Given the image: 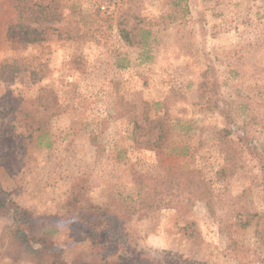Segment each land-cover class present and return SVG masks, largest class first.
Wrapping results in <instances>:
<instances>
[{"label":"rangeland","instance_id":"obj_1","mask_svg":"<svg viewBox=\"0 0 264 264\" xmlns=\"http://www.w3.org/2000/svg\"><path fill=\"white\" fill-rule=\"evenodd\" d=\"M24 2L0 0V188L10 199L56 228L67 260L264 264L252 149L264 146V0ZM229 124L230 146L217 140ZM173 167L199 172L210 202L182 193L170 204ZM140 180L155 185L151 210L127 200ZM112 199L129 218L121 231L78 219ZM11 222L0 210V264H36Z\"/></svg>","mask_w":264,"mask_h":264},{"label":"trees","instance_id":"obj_2","mask_svg":"<svg viewBox=\"0 0 264 264\" xmlns=\"http://www.w3.org/2000/svg\"><path fill=\"white\" fill-rule=\"evenodd\" d=\"M16 1L22 6L27 5L24 0ZM22 33L24 39L29 40L28 31L23 30ZM119 33L123 40L130 42L129 32L121 24H119ZM228 117L229 115L227 114L225 119ZM232 133L233 127H230V124L227 127H222L217 131V140L220 143L224 142L230 146L231 140H229L228 137ZM183 148H186V146ZM252 149L254 157L258 159L262 180L264 182V146L258 147L254 145ZM172 169L174 174L170 177V180H168V185L166 187L167 190L168 188L173 190V195L169 201L170 204L173 206L177 204L183 195L203 199L206 204L210 202L209 196L211 191L208 181L199 178V172L193 169L179 170V172L176 167ZM169 181L172 183L171 186H173V188L169 186ZM140 182L141 185H139L140 188L137 192L135 194H129L127 198V200L129 199L132 203L130 208L135 210V206H137L138 209L151 210L155 206L152 200V193H154L155 185L152 188L149 185L142 184L141 180ZM182 193L185 194L180 196ZM77 196V193L73 194V197L76 198ZM124 201H126V199H124ZM3 209L9 210L11 214L12 222L8 225L10 237L21 246L24 252L35 259L36 264H127L121 261L96 263L91 261L67 260L64 256L63 249L53 242L52 237L56 232V228L45 225L39 220H33L24 209L15 204L10 199L9 195L0 188V210ZM123 209L124 208L117 203L116 199H112L109 203L105 204L93 203L78 212V219L92 227H103L109 231L115 230L119 232L129 220L128 216H126L127 214H121L124 211Z\"/></svg>","mask_w":264,"mask_h":264}]
</instances>
